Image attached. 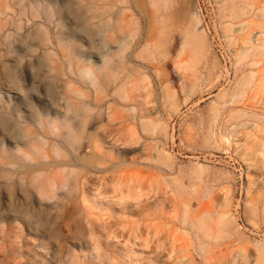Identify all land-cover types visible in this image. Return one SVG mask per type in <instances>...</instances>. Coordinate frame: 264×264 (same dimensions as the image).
Wrapping results in <instances>:
<instances>
[{
  "label": "rangeland",
  "instance_id": "374dc122",
  "mask_svg": "<svg viewBox=\"0 0 264 264\" xmlns=\"http://www.w3.org/2000/svg\"><path fill=\"white\" fill-rule=\"evenodd\" d=\"M245 2L0 0V264H264Z\"/></svg>",
  "mask_w": 264,
  "mask_h": 264
},
{
  "label": "bare ground",
  "instance_id": "6f19581e",
  "mask_svg": "<svg viewBox=\"0 0 264 264\" xmlns=\"http://www.w3.org/2000/svg\"><path fill=\"white\" fill-rule=\"evenodd\" d=\"M244 5H247L248 7H251L252 9H261L262 7H264V0H253V2H251V3H243ZM258 17H260L261 18V20L262 21H264V9L262 10V12H261V14H260V16L258 15ZM259 28H261V29H264V25H262V24H260L259 25ZM264 48V47H263ZM257 57H264V51H259L258 52V54L256 55ZM249 57V56H248ZM248 57H246V58H248ZM259 63H256L255 65H258ZM249 83L247 82L246 84H245V87L247 88V87H249ZM264 150V149H263ZM48 178V177H47ZM55 178V177H54ZM53 178V179H54ZM49 180V179H48ZM44 181V180H43ZM53 181V180H52ZM51 181V182H52ZM45 183V182H44ZM43 183V184H44ZM47 183H48V181H47ZM46 183V184H47ZM40 184V183H39ZM45 184V185H46ZM51 185H52V183H51ZM54 185V184H53ZM53 185L51 186V187H53ZM47 186V185H46ZM45 186V187H46ZM50 187V188H51ZM45 189V188H44ZM49 190V189H48ZM51 190V189H50ZM52 191V190H51ZM231 225V224H230ZM229 225V226H230ZM70 258H71V255H70ZM99 259V262H95L94 264H107L106 262H105V257L103 256V255H100V257L98 258ZM108 259V258H107ZM161 259H160V257L158 256L157 257V261H160ZM110 263H112V262H110ZM113 264H114V262H113ZM118 264H124V263H118Z\"/></svg>",
  "mask_w": 264,
  "mask_h": 264
}]
</instances>
